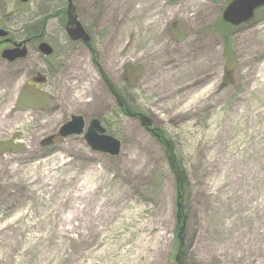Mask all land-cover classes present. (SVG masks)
Masks as SVG:
<instances>
[{
	"label": "rangeland",
	"instance_id": "rangeland-1",
	"mask_svg": "<svg viewBox=\"0 0 264 264\" xmlns=\"http://www.w3.org/2000/svg\"><path fill=\"white\" fill-rule=\"evenodd\" d=\"M228 1L75 0L95 26L107 76L185 169V264H264V8L224 29ZM3 2L38 29L57 7ZM46 33L58 34L54 19ZM74 55L65 70L39 65L54 73L45 85L24 86L26 99L43 93L45 106L19 102L35 65L0 83V264H177L166 152L139 120L115 113L89 52ZM75 114L87 124L113 117L104 127L122 143L118 155L92 151L83 134L59 136Z\"/></svg>",
	"mask_w": 264,
	"mask_h": 264
},
{
	"label": "flooded vegetation",
	"instance_id": "flooded-vegetation-1",
	"mask_svg": "<svg viewBox=\"0 0 264 264\" xmlns=\"http://www.w3.org/2000/svg\"><path fill=\"white\" fill-rule=\"evenodd\" d=\"M3 2V0H0ZM30 1V0H29ZM23 2L18 0L21 4H28V2ZM168 1V0H166ZM170 2V1H168ZM4 3V2H3ZM0 3V29L4 32V34L0 35V83L2 82H9L13 78L16 80L19 79L22 74L24 73L23 68L24 65H35V67L31 70L29 74H31L28 77L27 81H24L22 83L19 102L21 105L29 106L30 108H34L35 105H43L45 106V98L43 93H41L40 96L35 97L34 99H26L24 92L25 85H28L32 89L35 87H41L45 85V83L48 81V75L47 74H54L53 72L49 73V71H43L40 69L39 65H46L47 67H50V70L56 69V66L61 67L65 70L67 62H70V64L73 62L75 57V52H77L78 48H83L86 52L88 51L91 56V63L96 69V71L99 74V69L96 65L93 64V50L97 54V61L100 65V54H98L96 48V44H94L95 36L92 31L95 29V26H91L90 22L86 23L85 20L79 16L78 9H77V3H75V0H73L75 9H77V18L82 24L84 31L87 32L90 35V44L83 43L80 39L72 40L69 37V34L67 32V13L65 10L64 16L62 14H55L52 17H49L45 21H43V25L39 29L37 28L38 22H35L34 19L30 23L28 21L27 24L21 25L19 23L18 14H15L14 11L7 9V3L3 4ZM67 4V0H66ZM14 9V8H13ZM16 11V9H14ZM13 17V18H12ZM54 19V23L57 28V35L54 36L53 40H49L46 37V29L49 24L50 20ZM12 22H11V21ZM9 21L11 24H9ZM42 22V21H41ZM46 42L52 47V52L49 55L42 54L39 50V44ZM18 45L20 46V49L22 47H26L27 52L24 57L17 58L14 60H8L6 58L2 57V53L5 50L14 49L17 48ZM31 53H33L32 58L30 57ZM73 59V60H72ZM102 66V65H101ZM38 67V68H37ZM36 75V76H35ZM100 76V75H99ZM101 78V76H100ZM49 98V97H48ZM116 108V107H115ZM122 109L121 107H119ZM118 113V111H117ZM123 114V113H119ZM71 117V116H70ZM93 118V117H92ZM99 121H101L102 125L105 124V119H100L97 117ZM92 120V119H90ZM89 120V121H90ZM88 121V123H89ZM87 127V122H86ZM58 137L54 136L49 139V142L55 143L57 141Z\"/></svg>",
	"mask_w": 264,
	"mask_h": 264
},
{
	"label": "water",
	"instance_id": "water-1",
	"mask_svg": "<svg viewBox=\"0 0 264 264\" xmlns=\"http://www.w3.org/2000/svg\"><path fill=\"white\" fill-rule=\"evenodd\" d=\"M23 2H27L28 0H20ZM172 3L177 2L178 0H168ZM264 6V0H230L228 4L222 10V19L224 22L228 23L229 25H240L247 21H250L254 16L256 9ZM67 32L69 37L72 40L80 39L83 43L89 44L90 36L87 32L84 31V28L80 21L77 18V12L75 6L73 4V0H68L67 7ZM4 34L2 29H0V35ZM39 50L42 54L49 55L52 52V47L47 44L46 42L39 44ZM93 64L96 65L99 69V75L101 76L105 86L108 88L109 92L111 93L112 97L115 98L117 104L122 107L123 101L120 98V94L116 87H114L111 79L105 73L103 67L98 64L97 61V54L93 51ZM27 49L26 47H22L18 45L17 48L5 50L2 53V57L8 60H14L17 58L24 57L26 55ZM126 115L133 119L139 120L141 126L146 130L150 131L166 148L165 152L167 158L170 163L171 171L175 175V182L177 186V199H176V207L177 209V216L178 220H181V207L183 205V185L181 182V174L179 172L178 163H176L174 154L170 148L169 141L166 140L162 133H158L152 127V119L149 116L141 113V112H131L129 109H126ZM84 133V139L86 144H88L93 151H98L100 153H106L111 156H116L121 150L122 143L117 137H113L112 135L105 132V127L102 126L101 121L97 118H92L90 121L89 126L85 129V122L82 115H72L69 121L62 124L58 129V134L61 137H68L70 135H81ZM49 141V140H47ZM185 222L182 221L181 228L178 233V242L179 246L177 248V254L175 256V262L177 264H185V242L182 237V230L184 227Z\"/></svg>",
	"mask_w": 264,
	"mask_h": 264
},
{
	"label": "trees",
	"instance_id": "trees-1",
	"mask_svg": "<svg viewBox=\"0 0 264 264\" xmlns=\"http://www.w3.org/2000/svg\"><path fill=\"white\" fill-rule=\"evenodd\" d=\"M48 1H50V0H48ZM62 2L64 1V0H61ZM58 2V0H56V3ZM66 3V0L64 1V4ZM64 13H65V5H59L58 3H57V7H55V9H53V12H49V13H46V14H44L43 16H42V19H41V26L39 27V31H40V28L42 27V25H43V21H45L46 19H48L49 17H52L53 15H55V14H62L63 16H64ZM39 25V24H38ZM222 25H224V29H226L227 27H230V25H227L226 23H224V22H222ZM222 37H224L225 39H224V41L227 43L228 42V37H227V31H223V34H222ZM119 90V92H120V94H121V98L123 99V103H124V107L125 108H127V109H129L130 111H132V112H136V111H139V109L138 108H135V106L133 105V103L131 102V101H129L127 98H125L124 97V95L122 94V91L120 90V89H118ZM119 112V113H123L124 115H125V113H124V109H119L117 106H116V108H115V113L116 112ZM105 120V123H107V126H110L111 124H112V121H111V119H113V117H105L104 118ZM159 132H162L161 130L159 131ZM163 133V132H162ZM164 134V136H165V133H163ZM166 137V136H165ZM166 139H167V137H166ZM167 141H169L168 139H167ZM169 143H170V148L172 149V152H173V143L171 142V141H169ZM165 148L166 147H164L163 146V149L165 150ZM175 155V154H174ZM175 159H176V157H175ZM168 161V160H167ZM176 163H178V161L176 160ZM178 166H179V172H180V174H181V182H182V185L183 186H185L186 184H187V180H188V177H187V174H186V172H185V169H183L181 166H180V164L178 163ZM183 213V212H182ZM183 220H184V217L182 218ZM180 226H181V221H178L177 222V230H178V232H179V230H180ZM183 232H182V236H183V238H184V228H183V230H182ZM178 234V233H177ZM177 241H178V237H177Z\"/></svg>",
	"mask_w": 264,
	"mask_h": 264
},
{
	"label": "bare ground",
	"instance_id": "bare-ground-1",
	"mask_svg": "<svg viewBox=\"0 0 264 264\" xmlns=\"http://www.w3.org/2000/svg\"><path fill=\"white\" fill-rule=\"evenodd\" d=\"M264 65V64H263ZM264 68H261L260 70H262V78H261V82H259V87L260 86H264V70H263Z\"/></svg>",
	"mask_w": 264,
	"mask_h": 264
}]
</instances>
